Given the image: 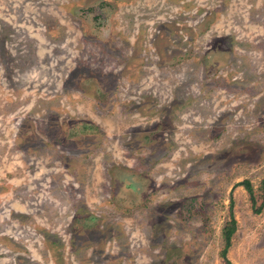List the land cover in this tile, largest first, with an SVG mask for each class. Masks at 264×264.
Masks as SVG:
<instances>
[{"label": "rangeland", "instance_id": "rangeland-1", "mask_svg": "<svg viewBox=\"0 0 264 264\" xmlns=\"http://www.w3.org/2000/svg\"><path fill=\"white\" fill-rule=\"evenodd\" d=\"M263 178L264 0H0V264H264Z\"/></svg>", "mask_w": 264, "mask_h": 264}, {"label": "trees", "instance_id": "trees-1", "mask_svg": "<svg viewBox=\"0 0 264 264\" xmlns=\"http://www.w3.org/2000/svg\"><path fill=\"white\" fill-rule=\"evenodd\" d=\"M240 186H243L246 191L248 192L249 196H250V200L252 202V206H253V210L256 214H260L262 212V210L264 209V178L263 180L261 181L260 183V186L258 188V194L260 195L259 198L262 199V203L259 207H256V203L258 201L257 199V194H256V191L253 187V185L251 184L250 181L248 180H245L243 181L241 184H239ZM237 230V222L236 220L233 218L231 220L230 223H228L226 225V227L224 228L223 230V237H224V242H225V248L224 250L222 251L221 253V257L225 260L227 259L226 256H227V251L228 249L230 248L231 246V240H232V237L234 236L235 232ZM227 261V260H226ZM228 264H230L228 262Z\"/></svg>", "mask_w": 264, "mask_h": 264}, {"label": "flooded vegetation", "instance_id": "flooded-vegetation-1", "mask_svg": "<svg viewBox=\"0 0 264 264\" xmlns=\"http://www.w3.org/2000/svg\"><path fill=\"white\" fill-rule=\"evenodd\" d=\"M205 15L207 16L208 14H204V16H205ZM201 62H202V64H203V61H201ZM204 69H205V68H204ZM204 73H205V74H204L205 76H210V77H212V78H214V79L217 78V76H218V75H216V73H213V72H205V71H204ZM160 109H162V113L166 115V116H163V117H162V120H166V122L168 123V122H169V116H168V115H169V113H172V112H171L172 110L169 109V108H162V107H160V106H158V105L156 104V105H154V107L152 108V111H153V110H156V111L160 112V111H161ZM193 118H195V117H193ZM154 122H156V121H154ZM158 122H159V121H158ZM202 122H203V124H206V119H204ZM202 122H201V123H202ZM151 139H152V138H151Z\"/></svg>", "mask_w": 264, "mask_h": 264}]
</instances>
